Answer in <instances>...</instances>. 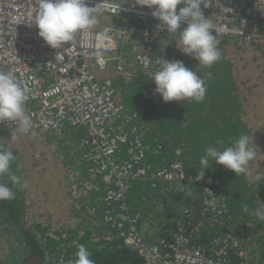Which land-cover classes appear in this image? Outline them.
Segmentation results:
<instances>
[{"label": "built area", "instance_id": "obj_1", "mask_svg": "<svg viewBox=\"0 0 264 264\" xmlns=\"http://www.w3.org/2000/svg\"><path fill=\"white\" fill-rule=\"evenodd\" d=\"M88 2L89 6L102 3L98 25L78 35L74 43L52 49L32 22L38 0H0V71H11L28 90L25 110L32 128L26 135L36 132L63 137L68 130L86 131L79 146L83 152L78 154L91 195L90 203L78 213L93 235L105 242L121 241L142 264H233L227 256L215 258L191 247L184 229L168 231L152 216L143 223V214L132 210L128 198L136 182L154 191L169 182L168 189L172 185L180 197H187V183L198 185L204 210L214 218L227 213V203L209 182L188 176L178 159L162 167L148 162L144 126L119 97L117 81L128 85L136 72L152 80L151 73L158 68L156 59H175V37L159 27L160 21L152 16L154 9L141 7L136 0ZM250 2L213 0L203 11L206 18H212L218 36L233 35L236 32L228 24L244 22L249 5L264 6V0ZM21 55L27 61H15ZM145 57L151 63L146 65ZM110 63L118 80L99 79L98 72L106 71ZM141 97L158 107L163 103L151 86L141 91ZM0 126L16 129L12 122ZM187 211L192 216L193 211ZM147 226L157 233L154 239L145 238ZM168 235L175 239L169 246Z\"/></svg>", "mask_w": 264, "mask_h": 264}, {"label": "trees", "instance_id": "obj_2", "mask_svg": "<svg viewBox=\"0 0 264 264\" xmlns=\"http://www.w3.org/2000/svg\"><path fill=\"white\" fill-rule=\"evenodd\" d=\"M223 42L221 59L229 60L232 77H244V81L236 80L232 85V89L238 93L237 109L224 112L216 108L211 115L212 121L205 118L185 132H180V141L175 143V139L169 136L166 144L169 148L180 147V152L175 156L181 161L187 175L195 178L197 171H200V158L205 155L208 147L223 150L232 146L241 133H246L253 138L257 148V157L249 165L252 175L247 178L244 175L237 177L224 166L215 163L212 165L210 162L204 180L212 185L216 194L227 198V213L214 218L204 211L202 189L198 185L187 183V197L182 196L181 199L190 201L188 208L193 214L189 219L185 216L172 217L171 225L166 229L171 232L178 231V226L183 224L184 230L192 237L194 247L201 246L212 257L227 256L233 264H262L256 257L262 258L264 263V250L258 249L256 242L260 237L264 241V222L258 226L259 219L244 212L243 206L247 205L250 211L255 210L257 207L247 198L248 193L256 195L261 185L264 188V179L260 182L253 179L256 173L264 174V40L249 43L229 37ZM232 59H235L234 63H231ZM192 60L197 63L193 58ZM209 72H212V68ZM202 77L205 85H208L207 78ZM245 115L248 117L244 123ZM143 135L144 141L148 143L146 132ZM218 140H222L223 144H218ZM167 152L166 147H153L150 149L148 161H151L150 156L155 160L162 158ZM181 155L182 158L179 159ZM81 187L82 185L78 187L80 190L77 194L82 190ZM246 187H251L252 191L246 190ZM156 193L155 191L154 196ZM14 202L15 207L8 209V213H13L21 224L23 245L19 256L22 264H75L79 245L87 248L94 264H142L122 242H105L102 237L95 236L90 231L59 224L71 220L70 213L78 215L77 210L84 208L85 200L75 201V210H71L69 204L67 208H62L60 218H55L51 210L45 209L50 206V201L43 202L40 208L35 207V214L31 200H21L18 194ZM100 219L98 216L97 220ZM260 232L262 234L259 235ZM250 249L259 253L253 254ZM1 255H4L3 250ZM2 260L8 262L9 253ZM2 260L0 259V264Z\"/></svg>", "mask_w": 264, "mask_h": 264}, {"label": "rangeland", "instance_id": "obj_3", "mask_svg": "<svg viewBox=\"0 0 264 264\" xmlns=\"http://www.w3.org/2000/svg\"><path fill=\"white\" fill-rule=\"evenodd\" d=\"M247 10L244 22H231L228 24V28L236 33H233V35L218 36L214 32L217 36L216 38L219 43L218 47L221 53L223 52L221 51V46L225 43L223 41L229 37H232L237 41L249 43L260 41L261 39L264 40V6L256 8L249 5ZM174 60L182 61L187 68L194 71L197 75L207 78L206 82L208 85H205L206 94L202 102L197 103L193 100H185L184 102H164L159 109L152 108V111L154 110L156 113L159 112L162 114L158 117H162L163 115H167L168 117L174 115L176 117L172 119V125H167V128H172L175 124H178V127L180 125H183V127H191L192 124L202 122L205 118L211 120L212 112H214V109L216 108L217 110L224 112L237 109L238 106L236 105V100L238 98V93L232 89V85L236 80L244 81V77H240L239 75H234V77H232V65L228 64L229 60L227 61V58L220 59L210 67L212 68L211 73L209 72L210 68L202 66L198 67V62H193L191 57L182 54L179 49H176ZM234 62L235 59H232L231 63ZM97 75L99 79L108 77L113 80L117 79V75L113 69V63L109 64L106 71L98 72ZM147 85L156 87L153 82L141 78L138 72L135 73L134 80L128 85L117 81L119 97L125 101L124 103L127 107H129L132 112H135V114L139 115L141 110L128 105V96L131 93L133 95L134 90L137 88H139L141 92V89ZM143 101H140L139 104L151 106L150 103ZM247 117L248 116L245 115L246 120L244 123L247 121ZM85 134L86 131L84 129H72L64 132L63 137L61 138L51 134H40L36 132L29 135H21L17 141L12 142L8 147L17 157L16 161L12 164V170L16 175L22 177L23 181L27 182L28 187L23 190L14 187L8 180L7 176L0 177L5 179L0 181V183L8 184V186L15 192V197L19 194L22 197V200H31L33 205L32 211L34 214L35 207L40 208L42 203L47 201H50V206L45 209L51 210L54 213L53 216L55 218L61 217L59 214L61 209L67 208L68 204L71 207V210H75V201L85 200L86 206L90 203L88 196H90L91 193L88 190L89 183L87 182L86 172L78 154V152H83V150L79 151V146ZM11 135H16L15 129L11 127H0V140H3L8 144L11 142ZM146 141L149 146L148 151H150L149 148L151 149L156 146L153 141ZM167 141L168 139H166L165 142L156 140V142H158L157 146H161L162 143L165 145ZM174 152L175 154L180 152V148H175ZM148 158L149 155H147V159ZM253 162L254 161L251 163ZM17 163L23 165L18 171L16 170ZM151 163L154 165L153 162ZM81 185L82 190L77 194L80 190L78 187ZM142 185L145 187L146 191L150 193L151 187L149 188L147 185ZM261 186L259 190H257L256 195L248 193L247 197L251 201V204L256 207H259L261 203L264 202V188L262 189ZM246 190L252 191L251 187H246ZM159 191H169V194H164L163 197L158 198V211L152 209L153 211H151V213L143 214L142 222L146 223L149 215L152 214L151 218L155 223L161 228H165V226L168 228L171 225L172 217H184V212L189 209L190 201L181 199V197H179L180 195H178L173 188L163 189V187H161ZM220 197L224 198L223 196ZM14 200L15 198L7 201H0V259L2 260V258L9 253V261L2 260L1 264H22L19 256V253L21 252L20 248L23 245L21 241V224L18 223L13 213H8V209L15 207V202L13 203ZM129 203L131 204V202ZM80 211L81 209L77 210V212ZM69 216L72 217L71 220L59 224L76 226L78 229L81 228L82 230L90 231L79 213L78 215L70 213ZM263 222L264 221L259 220L257 225H262ZM148 233L149 231L145 234L146 239H149ZM260 234L262 233L260 232L259 235ZM256 244L258 249L261 248L264 250V241L262 237L257 239ZM2 250L4 252L3 256L1 255ZM249 251L253 254L259 253L254 252V249H250ZM254 257L256 256L254 255ZM256 258L260 263L264 264L262 258Z\"/></svg>", "mask_w": 264, "mask_h": 264}, {"label": "clouds", "instance_id": "obj_4", "mask_svg": "<svg viewBox=\"0 0 264 264\" xmlns=\"http://www.w3.org/2000/svg\"><path fill=\"white\" fill-rule=\"evenodd\" d=\"M212 2L213 0H136L141 7L154 9L153 18L160 21L159 27L163 26L162 28H166L168 33L175 37V46L182 54L196 60L198 67L206 68L212 67L221 59L212 18H206L203 11L211 7ZM252 2L253 0L250 3ZM101 4L89 6L88 0H38L32 22L38 28L39 37L49 47L60 49L66 44L74 43L78 35L98 25L99 16L104 11ZM178 6H181L179 11ZM185 24L187 26L182 27ZM99 46L98 43L97 47ZM154 62L158 68L151 73L152 81L156 85L155 92L165 103L185 100H193L197 103L203 101L206 87L202 76L187 68L182 61L159 58ZM144 63L147 65L151 61L145 57ZM28 99V90L21 86L16 76L11 71H0V123L16 124V135H11V142L6 144L0 140V177L7 176L10 183L20 190L26 189L28 185L12 170V164L17 157L8 145L31 131V118L25 110ZM217 143L223 144V141L218 140ZM256 157L257 148L253 138L241 133L232 146L223 150H218L216 147H208L205 150V155L200 158V171H197L195 180L204 179L210 162L212 165L215 163L224 166L237 177L244 175L247 178L252 175L249 165ZM154 165L165 166L156 163ZM22 167L21 163L16 164L17 171ZM253 179L260 182L264 179V174L256 173ZM147 186L150 188L149 185ZM170 187L173 188L172 185ZM151 192L155 191L150 188ZM14 198L15 192L12 188L8 184L0 183V201ZM243 211L264 221V202L251 211L247 205H244ZM76 256L78 258L75 264H94L84 245H79Z\"/></svg>", "mask_w": 264, "mask_h": 264}, {"label": "crops", "instance_id": "obj_5", "mask_svg": "<svg viewBox=\"0 0 264 264\" xmlns=\"http://www.w3.org/2000/svg\"><path fill=\"white\" fill-rule=\"evenodd\" d=\"M148 81V80H146ZM118 87V86H117ZM142 90V89H141ZM138 95V96H137ZM135 96V98H134ZM129 99L127 100L128 105L133 106L134 108H139L141 110V112H139V121L140 123L144 126V130L147 134V139L153 141L156 146L158 144V142H156V140H159L160 142H165V140L167 139V137H171L172 139H175V143L180 141L179 139H181V137L179 136L180 132H185L186 130L190 129L194 124H192L191 127H183V125H180L178 127V124H175L174 127L172 128H167V125L171 124L172 119L176 118L174 115H171L170 117H168L167 115H163L162 117H158L160 115H162L161 113H156L154 110L152 111V108L155 109H159V107L157 105H140V101L142 102V98H141V92L139 90V88L134 90V93L132 95L129 94ZM140 100V101H139ZM146 102V101H143ZM138 103V104H137ZM135 104V105H134ZM156 113V114H154ZM158 117V118H157ZM227 120H225L226 122ZM172 125V124H171ZM224 125H221V127H223ZM208 127V126H207ZM206 127V129H207ZM154 146V147H156ZM162 147H166V149L168 150V152L166 154H164L162 156V158L159 159H153L150 156V162H154L158 165H169L170 162H172L175 158V148H177L178 146H173V147H168L167 144L161 145ZM180 148V147H178ZM182 158V155L180 156L179 159ZM177 159V158H175ZM5 180L0 178V181ZM163 189H168V185H163L162 186ZM156 199L155 196L153 195V193H150L148 196L145 197L144 196L147 194V191L145 189V187L140 184L137 183L136 185L133 186L132 191L129 195V202H131V208L133 211H137V212H141L142 214H147V213H151V211H153L152 209H154V211H158L159 208V201L158 198L163 197V194L161 192L156 191ZM180 197V196H179ZM182 198V197H181ZM20 199L22 200V197L20 196ZM163 199V198H161ZM158 202V203H157ZM152 214L149 215V217H151ZM149 219V218H148ZM148 233V240L154 239L155 236L157 235V233L153 230L152 227H146V232L145 234ZM170 238L171 236L168 235L166 236V238Z\"/></svg>", "mask_w": 264, "mask_h": 264}, {"label": "bare ground", "instance_id": "obj_6", "mask_svg": "<svg viewBox=\"0 0 264 264\" xmlns=\"http://www.w3.org/2000/svg\"><path fill=\"white\" fill-rule=\"evenodd\" d=\"M106 25H109V22H107L106 23ZM25 58V56H20V59H16L15 61H27L26 59H24ZM144 80H148V79H144ZM148 81H150V82H153L152 80H148ZM146 87H150V85H147V86H145L144 88H146ZM152 87V86H151ZM143 88V89H144ZM155 88V87H154ZM142 89V90H143ZM184 172H186V170L184 169ZM164 184H169V182H166V183H164ZM161 185H159V189H158V192H161L163 195L164 194H169V191H166V192H163V191H159L160 189H161ZM177 193V192H176ZM178 194V193H177ZM226 198V197H225ZM227 199V198H226ZM202 207H203V209H205V206H204V203H203V201H202ZM188 211H190V209H187ZM186 210V211H187ZM186 211L184 212V216H185V218H187V219H189L190 218V215H188V213H186ZM187 211V212H188ZM205 211V210H204ZM207 213H209V214H211L210 212H207ZM212 215V214H211ZM213 216V215H212ZM178 228H179V230L180 229H184V225L183 224H180L179 226H178ZM188 237H189V239L191 240V238H190V235H188ZM174 241H175V239L171 236L170 238H167V242H166V245L167 246H169V245H172L173 243H174ZM191 247H194V244H193V242H192V240H191ZM195 249H200V250H203V251H205L201 246H196L195 247ZM141 260V259H140ZM141 262H142V260H141ZM229 263H232L231 261H229Z\"/></svg>", "mask_w": 264, "mask_h": 264}]
</instances>
